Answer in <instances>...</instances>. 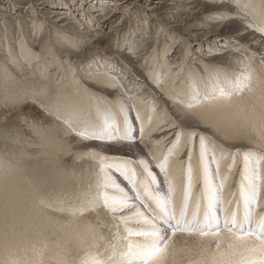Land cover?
<instances>
[{
    "label": "snow or ice",
    "instance_id": "snow-or-ice-1",
    "mask_svg": "<svg viewBox=\"0 0 264 264\" xmlns=\"http://www.w3.org/2000/svg\"><path fill=\"white\" fill-rule=\"evenodd\" d=\"M223 2L235 13L209 19H239L264 35V0ZM20 46L29 66L39 61L23 40ZM235 51L233 67H212L199 81L182 63L163 77L150 71L167 97L163 108L117 80L106 83L119 89L114 100L85 97L75 75L71 92L61 87L51 104L38 99L47 84L34 92L33 102L62 120L66 134L145 143L166 192L148 160L73 153L54 125L21 117L27 138L14 141L10 159L0 158V264H264V54ZM87 78L101 82L98 73ZM166 128L175 129L171 139H153ZM66 155L100 166L77 173L63 163Z\"/></svg>",
    "mask_w": 264,
    "mask_h": 264
},
{
    "label": "bare ground",
    "instance_id": "bare-ground-1",
    "mask_svg": "<svg viewBox=\"0 0 264 264\" xmlns=\"http://www.w3.org/2000/svg\"><path fill=\"white\" fill-rule=\"evenodd\" d=\"M3 3L0 4V158L5 160L11 158L14 141L28 136L21 117L54 125L73 153L97 151L99 145H104L105 151L99 153L108 155L109 146L123 147V143H96L66 134L62 120L33 102V93L45 84L48 95L38 99L47 104H51L61 87L71 92L70 81L75 75L85 89V97L114 100L119 89L106 83L117 80L132 93L154 97L163 108L168 104L167 97L149 77L150 71L163 77L170 67L175 71L182 63L186 75L199 81L212 67L225 70L233 67V58L239 56L235 51L237 45L256 53L257 58L264 54V35L248 28L244 21L229 19L221 23L208 18L222 10L235 13L233 4L223 0H151V3L144 0L145 7L143 0H3ZM107 9L110 10L102 20L95 19ZM117 14L121 17L114 22ZM21 40L40 58L31 66L21 52ZM41 66L47 72V80L39 71ZM21 70L29 74L28 79H20ZM90 71L98 73L101 82L88 79ZM133 143L135 154L148 160L149 148L145 143ZM185 158L186 153L181 159ZM63 163L84 175L100 166L97 158L87 155L83 158L66 155ZM92 218L95 219L94 214Z\"/></svg>",
    "mask_w": 264,
    "mask_h": 264
},
{
    "label": "rangeland",
    "instance_id": "rangeland-1",
    "mask_svg": "<svg viewBox=\"0 0 264 264\" xmlns=\"http://www.w3.org/2000/svg\"><path fill=\"white\" fill-rule=\"evenodd\" d=\"M4 4L3 3V0H0V4ZM149 3H151V0H149ZM142 6L143 7H145L146 5H144V0H143V3H142ZM110 9H107V10H105L104 11V13L102 14V13H100V14H97L96 16L97 17H95V19H97V20H102L103 18V16L105 15V14H107V11H109ZM121 16L120 15H115V20H114V22H116L119 18H120ZM144 45V44H143ZM180 47V46H179ZM178 47V48H179ZM178 51V50H177ZM175 54H176V50H175V52H174ZM172 55H174V54H172ZM173 58V57H172ZM173 60H175V58H173ZM130 103V102H129ZM131 112H129V117H130V119L132 120V122H133V124L134 125H136L137 126V133H134L135 135H138V122L135 120V111L134 110H130ZM133 118V119H132ZM167 129V130H166ZM165 129V131L164 132H160V133H162V134H160V133H155L154 134V136H153V139H161V138H165V137H167L168 139L170 138H172L171 136H170V132L171 133H174L175 132V129H170V128H166ZM166 133H168L167 135H166ZM157 134V135H156ZM163 134H165V135H163ZM73 135H75L74 133H73ZM160 135H162V136H160ZM156 136H158V137H156ZM169 136V137H168ZM88 141H93V142H95L96 141V143L98 142V143H123L124 145H123V147L122 148H118L117 146H109L107 149H108V151H109V153H107L108 155H106V153L105 152H103V153H105V155L106 156H113V157H119V158H127V159H131V160H138V159H141V157L138 155V154H135V152L132 150V148H131V145H132V143L133 142H128V141H111V142H109V141H97V140H88ZM136 142V144H138V143H141L139 140H137V141H135ZM135 142L133 143V144H135ZM138 142V143H137ZM127 143V144H126ZM128 146V147H127ZM102 149H101V148ZM112 147V148H111ZM104 149V145H99L98 146V149H97V151L98 152H102V151H100V150H103ZM112 149V150H111ZM111 150V151H110ZM103 151H105V149L103 150ZM148 154H150V152L148 153ZM117 155V156H116ZM122 155V156H121ZM149 157V158H148ZM148 157H147V159H148V162H149V165L151 166V168H152V171L156 174V176H157V178H158V180L160 181V186H161V190L162 191H164V192H166V185H165V183H164V178H163V175L160 173V171H159V169L156 167V162L151 158V155H148ZM100 162V161H99ZM109 171H110V173L112 174V175H114V178L116 179V181L122 186V187H124V188H126V190H129L130 191V185L128 184V182L118 173V172H116L114 169H109ZM236 171L238 172L239 171V169H236ZM158 174V175H157ZM120 178V179H119ZM160 178V179H159ZM121 182V183H120Z\"/></svg>",
    "mask_w": 264,
    "mask_h": 264
}]
</instances>
